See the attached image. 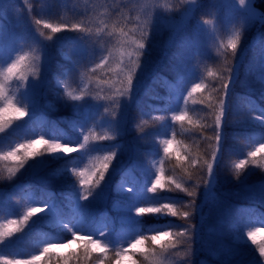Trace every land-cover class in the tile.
Listing matches in <instances>:
<instances>
[{"label": "snow or ice", "instance_id": "6c2138e0", "mask_svg": "<svg viewBox=\"0 0 264 264\" xmlns=\"http://www.w3.org/2000/svg\"><path fill=\"white\" fill-rule=\"evenodd\" d=\"M37 2L23 0L39 37L52 41L62 32L79 35L69 45L70 54L60 53L64 62L53 66L42 40L19 26L6 28L5 0H0V146L10 130L23 134L22 140L7 141V150L0 151V162H6L0 167V182L12 183L25 172L56 165L45 182H58L59 196L36 195L16 184L7 193L0 190V215L17 191L26 193L28 205L22 215L0 222V249L37 223L51 225L55 235L43 238L31 255L0 252V264H207L198 259L201 253L216 264H264V239L257 240L258 235L264 237V212L237 213L216 192V169L229 122L260 130L258 136L247 137L251 143L246 154L232 165L236 179L247 184L252 169L264 172V103L256 102L264 101V31L259 30L264 29V0H137L115 8L104 4L99 15L86 9L71 24L32 17ZM52 6L42 4L41 9ZM257 26L252 43L247 36ZM226 30L230 34L225 40ZM161 31L179 39L193 57L212 39L220 64L216 71L209 69L207 77L176 66L175 79L167 82L168 94L151 97L159 101L153 106L155 114H147L156 127L146 128V119L133 123L136 139L158 141L164 159H158L156 148L148 153L152 163H141L113 183L131 109L158 67L150 59V48L151 38ZM22 43L28 51H22ZM248 47L258 51L245 64ZM242 69L258 73L259 87L239 114L232 100ZM76 73L80 82L72 87L69 80ZM188 78L190 86L182 88ZM50 85L55 102L45 103ZM60 106L71 108L70 116L60 121L76 133L74 139L55 122L44 120L47 111ZM176 125L181 133H190L196 151L177 140ZM200 144L206 145L203 152ZM173 146L180 171L166 176L165 159L171 158ZM75 153L88 156L89 165L80 167ZM247 191L264 207V180L248 185ZM210 205L218 213L215 230L221 239L215 243L204 232ZM149 216L171 219L146 229L144 218ZM225 226L228 242L222 239ZM64 248L69 251H61Z\"/></svg>", "mask_w": 264, "mask_h": 264}, {"label": "trees", "instance_id": "16d2710c", "mask_svg": "<svg viewBox=\"0 0 264 264\" xmlns=\"http://www.w3.org/2000/svg\"><path fill=\"white\" fill-rule=\"evenodd\" d=\"M80 3V0H55L51 4L53 6L49 8V10L44 15L36 18L44 19L54 24L75 23L81 18L82 12L78 10ZM121 3H128L129 6L133 5L131 0H107L105 4H107L110 8H115L118 7ZM112 18L116 19L115 16H113ZM129 26L131 27V25ZM258 27L259 26H257V28H253L247 36V40L252 43H255L253 41V38L257 35ZM41 30L48 33V30ZM259 30L264 31V29ZM228 34H230V30H226V32L224 33L223 38L225 40L227 39ZM78 35L79 34L75 32H62L55 34L52 41H47L40 37V39L46 46L45 51L53 66H55L57 62H64L60 53L63 52L66 54H70L71 48L69 47V45ZM252 50V47L247 48V59L245 60V62L249 60V56ZM150 59L153 62H156L158 64V67L156 68L155 73L152 75V77L147 81L144 89L141 91L136 101V105H134L131 109L132 118L129 121L128 131L123 137L120 138V142L126 147L123 151L122 156L119 157L120 163L116 165L117 170L113 173V179L121 178L122 175L130 169L136 171L140 167L141 163H152V157L148 155V153L152 152L156 148H159L160 150L158 159H164L162 146L159 145L158 141H153L151 139H149L148 141H141L136 139L137 131L133 129V123H139L141 120L146 119L149 122L145 125L146 128L151 130L152 128L156 127L157 122L153 121L151 119V115L147 114H155L153 111V106L158 105L159 101L151 99V97L155 95L163 97L168 94L169 89L167 82L173 81L175 79L176 66L180 64L185 69V71L191 72L195 76L207 77V71L209 69L216 71L220 64L219 56H215L213 54L200 52V55L196 57L191 56L190 53H188V55L186 56L180 53L177 47H170L164 50L162 47H160L159 43L153 42L150 48ZM208 80L211 81L212 78L208 77ZM79 82V73H76L69 80V84L72 87H75ZM191 82L192 79L188 78L184 81L181 87H189ZM251 83V86H259V84L256 82V77L253 78ZM244 92L248 93L243 82L240 84L237 83L234 86L232 102L234 101L240 107V109L242 110L241 114H243L246 109V101L239 94H243ZM249 96L252 95L249 94ZM47 102H55V90L51 85L50 90L46 93L45 103ZM256 102L264 103V101H260L258 98H256ZM173 107H175V104H173ZM139 109H142L143 114H141ZM70 114V107L60 106L59 110L47 111L44 120L45 122L49 120L55 122L61 129H63L65 135H67L69 138L74 139L76 137V133L72 132L60 121V118L62 116H70ZM31 126L35 127V124ZM175 127L177 130V140L191 146V148L196 151V144L190 133H181L179 125H176ZM206 134L210 135L211 130H208ZM224 134L226 137L225 149L219 159V166L220 168H222V172L224 175H231L234 178L236 184L238 180L234 175L232 165L237 159L242 158V156L246 154L251 143L250 140L247 139V137L258 136L260 134V130L255 127L240 124H237L236 127L231 129L227 124L224 129ZM22 139L23 134L20 131L10 130L9 135L5 137L6 142L2 146H0V151L7 150V141H19ZM205 146V144H200L198 150L200 152H203ZM172 153L173 154L170 159H165L164 167L166 176L171 175L173 171H175L177 174L180 171L179 168L176 167L177 162L175 157V146H173ZM73 155L79 157V160L77 162L79 163L80 167H87L89 165L88 156H81L79 153H75ZM4 163L6 162H0V167H3ZM55 167L56 165H52V168ZM52 168L30 170L19 176L18 179L12 183L0 182V190L7 193L12 188V185L16 184L23 185L27 192H33L36 195H42L43 193L48 192L56 193L57 196H59L58 182H45V178L51 172ZM254 180H258L260 182L264 180V172H262L260 169H255L254 171H252L248 176L247 182H252ZM25 196V192L17 191L16 195L14 196L13 202L6 207L5 215H0V222H3V220L6 218H15L23 214V212L26 210V207L28 206L23 199ZM235 196L236 198L234 199V201L236 202L234 203V205L240 206V213L248 211L264 212V207L260 205V202L257 199H254L251 196L247 197L246 195L243 196L239 194H235ZM16 200H20V203L17 204L15 202ZM169 219L171 218L164 217L158 220L156 217H145L144 227L147 229L153 227L154 225L165 224ZM177 223H179V221H177ZM49 232L50 229L45 226L44 223H37L35 225H32L31 230L26 231L21 235L20 239L8 245V248L1 249L0 252H3V254L10 257L31 255L38 249V239L43 234ZM230 238V234L228 233L227 241H229ZM261 239H264V237L258 235L257 240L259 241ZM256 255L258 256V254ZM210 261L216 263V261L213 259H211Z\"/></svg>", "mask_w": 264, "mask_h": 264}, {"label": "rangeland", "instance_id": "374dc122", "mask_svg": "<svg viewBox=\"0 0 264 264\" xmlns=\"http://www.w3.org/2000/svg\"><path fill=\"white\" fill-rule=\"evenodd\" d=\"M53 1L55 0H38V2L36 3V6L33 9L32 17L36 18V17H40L44 15L49 10V8L45 7L42 10L41 5L42 4H52ZM131 1L133 5L137 3V0H131ZM29 2L32 3L33 0H29ZM80 2L81 3L78 7V10L83 12L86 9H92L96 12L97 15H99V12L103 11V8L101 7V5H104L107 2V0H80ZM4 15H5L4 23L7 29L16 30L17 27L19 26L25 32L36 36L37 39H40V37L35 32L32 31L35 28L34 19L28 16L27 8L23 4V0H5ZM151 40L153 43H159L160 47H162L164 50L170 47H177L180 53L186 56L188 55V53L180 47V40L174 39L173 36L168 31H161L157 34H154ZM253 41L255 42L254 38H253ZM216 49H217V42H214L212 39H209L202 45L201 52H205L208 54H213L215 56H218ZM28 50H29L28 45L22 43V51H28ZM257 51L258 49L253 48L252 52L250 53L249 60L245 62V64H247L250 60H252L256 56ZM256 76H258V73L249 75L246 73L244 69H242L240 72V81L241 83L243 82L245 84V89L250 95H253V93L255 92V89L259 87V86H256V87L251 86L252 84L251 81ZM248 93L244 92L243 94H239V95L242 96L246 101L247 97H249ZM232 103H233L234 112L241 114L242 110L240 109V107L234 101ZM228 125H229V128L231 129L237 126V124H234L231 122H229ZM219 165L220 164L218 163V167L216 169L217 175H218V183L216 187L217 195L220 197L221 201H223L225 206L230 207L232 210H234L237 213H240L239 211L240 206L234 205V203L236 202L234 201V199L236 198L235 194H239L243 196L246 195L247 197H250L247 191L248 185L258 186L260 184V181L254 180L252 182H247V184L241 183L240 181H238L235 184L234 178L231 175H224L222 172V168H220ZM254 170L255 169H252L251 172ZM119 181H121V178L113 179V183H116ZM253 212H256V211H253ZM205 213L206 214L210 213L208 223L204 230L205 237L208 241L215 243L217 240L221 239V237L218 235L217 231L215 230L218 213H217L216 208L211 205L209 206V208L205 209ZM260 213L262 212H256L257 215H259ZM44 225L50 229V232L43 234L38 239L37 246L40 245V241L43 238L45 237L50 238L55 235V230L51 225L47 224L46 222L44 223ZM223 231H224V235L222 239L225 242H228L227 241V235H228L227 226H225ZM73 247H75V245ZM4 248H8V246ZM68 250H69L68 248H64L61 251L65 252ZM198 259L206 260L207 264H216L210 261L211 259H213L212 257L207 256L204 253H201Z\"/></svg>", "mask_w": 264, "mask_h": 264}]
</instances>
